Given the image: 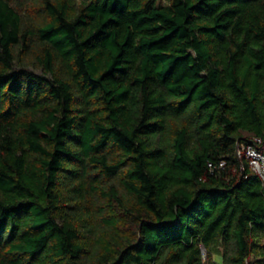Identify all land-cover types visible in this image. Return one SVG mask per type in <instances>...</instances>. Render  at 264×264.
<instances>
[{
    "label": "trees",
    "instance_id": "trees-1",
    "mask_svg": "<svg viewBox=\"0 0 264 264\" xmlns=\"http://www.w3.org/2000/svg\"><path fill=\"white\" fill-rule=\"evenodd\" d=\"M264 0H0V264H264Z\"/></svg>",
    "mask_w": 264,
    "mask_h": 264
},
{
    "label": "built area",
    "instance_id": "built-area-1",
    "mask_svg": "<svg viewBox=\"0 0 264 264\" xmlns=\"http://www.w3.org/2000/svg\"><path fill=\"white\" fill-rule=\"evenodd\" d=\"M245 154L250 167L256 171L264 182V141L256 138L252 143L239 148V154Z\"/></svg>",
    "mask_w": 264,
    "mask_h": 264
}]
</instances>
